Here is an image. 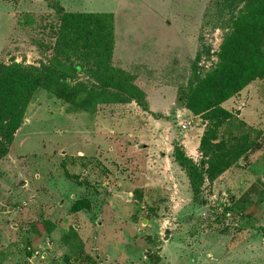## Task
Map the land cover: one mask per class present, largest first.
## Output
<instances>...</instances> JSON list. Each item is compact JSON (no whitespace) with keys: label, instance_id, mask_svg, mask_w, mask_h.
<instances>
[{"label":"rangeland","instance_id":"1","mask_svg":"<svg viewBox=\"0 0 264 264\" xmlns=\"http://www.w3.org/2000/svg\"><path fill=\"white\" fill-rule=\"evenodd\" d=\"M51 3L110 15L111 66L133 78L147 110H82L31 93L0 154V264H264V76L220 104L224 123L176 98L193 70L203 77L220 63L227 10L211 0H0V66L51 65ZM82 66L69 83L93 87ZM176 145L210 163L198 197Z\"/></svg>","mask_w":264,"mask_h":264},{"label":"trees","instance_id":"2","mask_svg":"<svg viewBox=\"0 0 264 264\" xmlns=\"http://www.w3.org/2000/svg\"><path fill=\"white\" fill-rule=\"evenodd\" d=\"M218 2L222 15L227 10L225 17L229 28L220 46V63L203 77L193 70L190 86L178 88L176 95L186 110L202 115L209 123H224L230 119L220 104L252 80L264 76V0H211L210 4ZM49 8L60 21L51 65L38 70L20 65L0 66L2 155L20 124L28 98L40 88L82 110L93 104L131 102L147 110L145 94L134 85L133 78L111 66L110 15L67 13L58 3L49 4ZM71 59L77 63H65ZM82 62L90 66L88 73L95 82L93 87L83 83L71 85L68 81L83 71ZM172 158L185 173L192 195L198 197L208 172L206 166L210 163L205 160L199 165L193 163L178 145L173 148Z\"/></svg>","mask_w":264,"mask_h":264}]
</instances>
